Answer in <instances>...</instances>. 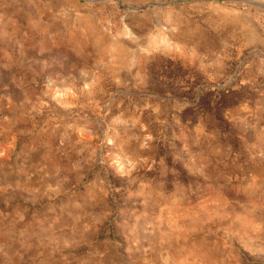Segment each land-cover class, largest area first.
Instances as JSON below:
<instances>
[{
	"label": "clouds",
	"instance_id": "clouds-1",
	"mask_svg": "<svg viewBox=\"0 0 264 264\" xmlns=\"http://www.w3.org/2000/svg\"><path fill=\"white\" fill-rule=\"evenodd\" d=\"M30 3L19 57L49 59L0 48V175L27 177L0 183V264H264V0ZM38 144L67 184L43 218Z\"/></svg>",
	"mask_w": 264,
	"mask_h": 264
},
{
	"label": "rangeland",
	"instance_id": "rangeland-1",
	"mask_svg": "<svg viewBox=\"0 0 264 264\" xmlns=\"http://www.w3.org/2000/svg\"><path fill=\"white\" fill-rule=\"evenodd\" d=\"M7 3V0H0V5ZM0 14H2L3 19L0 20V48L7 50L14 58L25 59V67L30 68L31 65H35L38 71L44 70V62L49 59V54L46 52L44 56L36 57L35 51L28 53L30 57H35V60L28 63L26 58L19 57L18 48L15 43L16 35L13 34L14 29L13 25L10 22L11 20H16L20 24L24 25V29L29 31V35L35 39H39L37 33L27 26V16L31 14L32 16L36 15V9L30 0H15L14 3L9 7L0 6ZM3 54L0 53V56ZM7 63L6 60L0 59V96L11 95L13 99H17L20 95L19 90L12 83V76L17 74L16 68H6L4 65ZM26 152V150H25ZM22 152L19 155L17 160V167L23 169L26 172L32 174L31 185L40 189L37 193H32L29 200L35 202L36 208L39 209V214L42 218L46 215V209L44 205L48 203L47 196L44 194L49 185L53 188L59 186L62 189L67 187V184L64 182L63 178L66 175L65 172L61 171L59 174L53 172L51 165L45 159L47 154V149L42 145H37L36 150L31 153L25 154ZM45 165H48L45 167ZM43 169V170H41ZM47 173V175H45ZM14 179H19L21 183L27 180V177L21 175L19 177H6L0 175V183L12 182ZM20 193V190H9L7 193H0V204L7 199L12 200L14 197H17ZM57 205V211H60V206L68 204L66 197H61V199L54 202ZM62 215V222H67Z\"/></svg>",
	"mask_w": 264,
	"mask_h": 264
}]
</instances>
